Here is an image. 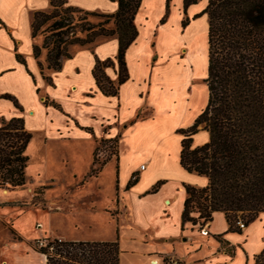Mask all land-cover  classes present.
<instances>
[{
  "label": "crops",
  "instance_id": "crops-1",
  "mask_svg": "<svg viewBox=\"0 0 264 264\" xmlns=\"http://www.w3.org/2000/svg\"><path fill=\"white\" fill-rule=\"evenodd\" d=\"M73 1L75 4L71 5L75 7H79L76 6L77 1L101 5L109 14L118 10V4L110 0ZM155 1L143 0L141 6L145 10L152 9L154 19L163 10L164 14L166 11V6L163 9L162 0L160 8L156 7ZM50 7L49 0H0V95H12L23 108L20 110L12 101L2 98L0 118H23L33 137L38 134L32 127L34 121L42 120L45 127L39 133L43 134L42 139L46 146L59 142L72 146L74 150L80 148L79 144L82 142L88 143L89 132L94 129L101 130L105 120L125 123L119 155L116 158H108L102 169L94 175L87 174L79 178L73 173V181L80 183L78 189L73 191L76 195L88 189L95 181H100L106 167L115 162L114 205L101 206L95 201L91 204H78L75 200L71 202L69 198H62L66 194L67 197L70 196L65 190L61 200L50 202L48 205L51 209L47 210L42 206H21L17 200L0 194V264H25L30 256V243L46 237L69 241L119 242L121 264H167L172 259H179L184 264H234L239 252L246 255L248 262L245 264H253L254 256L261 253L264 246L255 254L249 251L252 255H249L245 246L258 231V223L250 224L242 233L231 232L225 213L216 212L213 221L203 228L208 234L201 232V228L191 222L183 224L188 197L186 186L203 188L207 186L208 180L197 173H189L181 165L183 137L181 139L178 134L179 130L185 128L178 129V134L174 132L177 117L174 116V122L167 117L170 96L164 92L163 84H149V63L153 56V47L142 30L139 29V37L126 55L130 79L121 87L118 96H106L97 87L93 69L96 57L107 60L117 56L118 38L100 43L97 53L85 47L79 48L72 53L71 59H64L61 71L47 67L43 70L33 52L37 40L32 37V23L35 12L49 11ZM17 54L24 57L27 65L17 60ZM109 69L108 75L117 81L116 70L113 68L116 76L113 78L108 72ZM133 81L140 84V90L138 104L132 108L125 100V91ZM101 101L106 102L111 111L92 112L91 118L96 126L83 120L79 110H92ZM10 108L18 113L6 117L5 110ZM76 108H79L78 111ZM149 109L154 111L149 113L152 115L146 113ZM141 112H145V116ZM201 131L207 133V138L201 143L193 141L194 147L202 146L210 140V133ZM132 136L135 138L134 148L128 150V155L137 161L132 160L129 170H125V151L122 150V144L129 142ZM69 160L68 164L63 160L65 165H70L71 159ZM162 161L173 163L180 172V177L169 178L162 175L152 178ZM142 164L146 168L140 171ZM138 171L139 180L129 187L133 175ZM51 183L54 185V181ZM96 194H93L92 199L99 200L100 187ZM80 211L93 218L89 225L90 230L97 228L107 233L103 236L69 238L64 234L52 236L47 231L39 230L40 234L35 232L43 228L37 217L40 213L76 215ZM4 225L8 229L5 230ZM73 226L79 229L77 222ZM226 245L243 249L236 251L230 258L224 250ZM21 249L24 250L23 253ZM42 260L44 261L43 257ZM44 264H47V260Z\"/></svg>",
  "mask_w": 264,
  "mask_h": 264
},
{
  "label": "trees",
  "instance_id": "trees-1",
  "mask_svg": "<svg viewBox=\"0 0 264 264\" xmlns=\"http://www.w3.org/2000/svg\"><path fill=\"white\" fill-rule=\"evenodd\" d=\"M110 1L118 4L114 14L75 7L69 0H49V11L34 13L32 37L42 39L33 47L41 68L54 71H61L64 59L72 58L73 46H91L100 37H117V56L107 60L96 57L93 69L99 90L116 97L130 79L126 55L139 37L137 16L143 0ZM201 1L185 0V12ZM170 12L167 0L162 25ZM203 15L209 20L208 103L195 123L179 133L183 136L181 165L189 173L206 177L208 184L203 188L186 186L183 224L191 222L203 229L216 212H223L230 231L242 233L236 226L241 218L249 225L264 213V0H207L205 10L193 20ZM190 23L187 18L183 26ZM110 24L114 27H108ZM17 60L27 65L21 54ZM108 68L116 70L117 81L108 75ZM2 98L23 110L12 95H0ZM201 130L210 133V140L194 147V136ZM32 139L23 118H0L1 190L27 184ZM136 182L132 180L129 187ZM46 240L37 251L46 256L47 264H121L119 242ZM255 264H264V250L255 257Z\"/></svg>",
  "mask_w": 264,
  "mask_h": 264
},
{
  "label": "rangeland",
  "instance_id": "rangeland-1",
  "mask_svg": "<svg viewBox=\"0 0 264 264\" xmlns=\"http://www.w3.org/2000/svg\"><path fill=\"white\" fill-rule=\"evenodd\" d=\"M184 1L185 0H170L171 12L165 25L160 24V19L164 15V10L156 19L153 18L154 11L152 9L145 10V8H141L142 10L140 9L137 16L139 29L142 30L147 41H149L153 47V56L149 63L151 70L149 84H163L164 92L170 96L171 103L167 117L171 119L170 121L172 122H174V116L177 117V121L174 122L175 126L173 125L175 128L174 132L180 128L192 126L196 118H198L205 109L209 97L208 87L205 82L208 76L209 20L207 15L193 20L195 15L201 14L205 10L207 7V0H203L197 5L191 6L187 13L184 9ZM150 2H152V0H150ZM155 2L156 7L160 8V0H156ZM69 3L72 5L75 4L73 0H69ZM166 3L167 0H162L163 9ZM76 4V6L88 11L107 13L101 5L88 4L83 1H77ZM50 9L51 7L49 10ZM187 18L191 19V23L185 28L183 23ZM92 21L97 23L100 19L93 18ZM108 27L113 28L114 25L110 24ZM111 38L116 37H100L93 45L85 46V48L97 53L99 52L100 43ZM37 41L41 43L42 39L38 38ZM79 48L83 47L78 45L73 46L71 52L75 53ZM45 59L46 57L43 55L41 60L45 62ZM158 71L160 74H158ZM108 72L113 78L116 77L113 68H110ZM139 90L140 84H137L136 81L131 82L126 88L125 100L132 108L138 104ZM78 109L79 108H76V111H78ZM108 111H111L110 106L107 105L106 102L101 101L94 109L91 110L87 108L84 112L79 110L78 113L82 115L83 120L96 126L95 121L91 118L92 112L102 113ZM151 112L153 113L154 111L150 109L146 111L148 115H152L149 114ZM13 113L18 112L11 108L5 110L6 117ZM142 114L145 116V112H141V115ZM32 127L38 134H34L28 151L30 162L27 169V184L15 190L0 189V194H5L8 198L17 200L18 204L21 206H42L47 210L51 209L48 205L50 202L61 200V196L64 194L65 190L70 196L67 197L66 194L63 195L62 198H69L71 202L75 200L78 204H91L95 201L96 204L101 206L114 205L115 162H112L106 167L100 181H95L85 191H75L78 192L76 195L73 194V191L78 189L80 183L73 181V173L77 174L79 178L85 177L87 174L94 175L100 170L101 165L108 158H116L119 155L125 123L105 120L102 129L90 131L88 143L86 141L82 142L79 144L80 148L77 150H74L70 145L59 142H52L49 146H46L42 139L43 134L39 133V131L45 127V123L42 120L34 121ZM178 135L182 139L183 136L181 134ZM206 138L207 133L201 131L198 135L194 136V141L196 140V143H201ZM46 142H48V140ZM134 142L135 138L132 136L129 142L122 144V150L125 151V170H129L132 160L137 161V159H133V156L130 157L128 155V150L132 147L134 148ZM193 146H195V143ZM160 147L162 149L164 148L163 146ZM69 159H71V163L67 166L65 163L68 164L70 161ZM95 168L99 169L96 171ZM162 175L169 178H179L180 172L173 163L162 161L151 177L155 178ZM202 180L201 177V181ZM53 181L54 185L51 183ZM99 187L101 192V194H99V200L92 199L93 194L97 195L96 193ZM37 217H39V222L42 223L43 227L42 229L39 228L37 231L35 230L38 234H40L41 231H47L49 235L52 236L64 234L69 238H86L99 235L103 236V234L107 233V231L104 232L97 228L90 230L89 225L93 222V218L84 211H80L76 215H66L62 213L42 215L40 213ZM239 221H243L247 227L250 225H247V220L245 218H241ZM76 222L79 224V229H75L73 226ZM101 222L103 223V221ZM254 223H258L256 228L258 231L255 233L254 238L249 240L245 246L246 251L248 253L251 251L253 254L264 246V213H261L251 224ZM236 226L239 227L238 224ZM3 227L5 230L8 229L5 225ZM203 231L204 229H201V232ZM46 239L47 237L30 243L28 249L30 256L25 264H44L41 253L37 251V248H39L37 246L45 245L47 243ZM23 249H21L22 253L24 251ZM239 249H243V247L224 246V250L227 251L230 258H232L234 253L239 251ZM259 254L260 253L254 256L253 264H255V257ZM249 255L252 254L249 253ZM169 261L170 260H168V262ZM247 262L246 255L244 256L242 252H239L234 264H245Z\"/></svg>",
  "mask_w": 264,
  "mask_h": 264
},
{
  "label": "built area",
  "instance_id": "built-area-1",
  "mask_svg": "<svg viewBox=\"0 0 264 264\" xmlns=\"http://www.w3.org/2000/svg\"><path fill=\"white\" fill-rule=\"evenodd\" d=\"M145 168H146V165H143L141 167L140 171L144 170ZM140 171L136 172L133 175V178H132L133 181H138L139 180ZM238 225H239L240 229H242V230L246 229V227H247L246 224L243 221H239ZM203 232H204V234H208V232H205V231H203ZM167 264H184V263L182 261H180L179 259H172L169 262H167Z\"/></svg>",
  "mask_w": 264,
  "mask_h": 264
},
{
  "label": "bare ground",
  "instance_id": "bare-ground-1",
  "mask_svg": "<svg viewBox=\"0 0 264 264\" xmlns=\"http://www.w3.org/2000/svg\"><path fill=\"white\" fill-rule=\"evenodd\" d=\"M42 257H43L44 262H45V261L47 260V259H46V256L42 255ZM156 264H157V263H156Z\"/></svg>",
  "mask_w": 264,
  "mask_h": 264
}]
</instances>
